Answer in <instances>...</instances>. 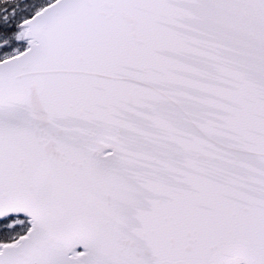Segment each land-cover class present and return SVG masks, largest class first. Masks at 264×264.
I'll return each instance as SVG.
<instances>
[{"label":"snow or ice","instance_id":"obj_1","mask_svg":"<svg viewBox=\"0 0 264 264\" xmlns=\"http://www.w3.org/2000/svg\"><path fill=\"white\" fill-rule=\"evenodd\" d=\"M0 264H264V0H0Z\"/></svg>","mask_w":264,"mask_h":264}]
</instances>
